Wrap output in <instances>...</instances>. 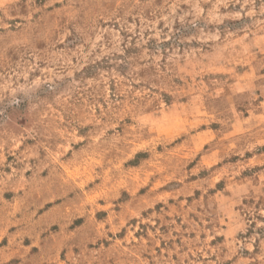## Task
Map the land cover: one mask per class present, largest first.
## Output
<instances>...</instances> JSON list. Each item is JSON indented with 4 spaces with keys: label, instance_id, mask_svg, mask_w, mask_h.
Wrapping results in <instances>:
<instances>
[{
    "label": "rangeland",
    "instance_id": "rangeland-1",
    "mask_svg": "<svg viewBox=\"0 0 264 264\" xmlns=\"http://www.w3.org/2000/svg\"><path fill=\"white\" fill-rule=\"evenodd\" d=\"M0 264H264V0H0Z\"/></svg>",
    "mask_w": 264,
    "mask_h": 264
}]
</instances>
